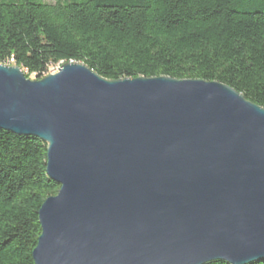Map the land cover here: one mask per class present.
<instances>
[{
  "label": "water",
  "instance_id": "1",
  "mask_svg": "<svg viewBox=\"0 0 264 264\" xmlns=\"http://www.w3.org/2000/svg\"><path fill=\"white\" fill-rule=\"evenodd\" d=\"M0 128L45 142L60 185L34 264L264 259V108L227 84L0 63Z\"/></svg>",
  "mask_w": 264,
  "mask_h": 264
},
{
  "label": "trees",
  "instance_id": "2",
  "mask_svg": "<svg viewBox=\"0 0 264 264\" xmlns=\"http://www.w3.org/2000/svg\"><path fill=\"white\" fill-rule=\"evenodd\" d=\"M70 61L108 79L218 81L264 108V0H0V63L41 78ZM59 189L46 143L0 128V264H34Z\"/></svg>",
  "mask_w": 264,
  "mask_h": 264
},
{
  "label": "rangeland",
  "instance_id": "3",
  "mask_svg": "<svg viewBox=\"0 0 264 264\" xmlns=\"http://www.w3.org/2000/svg\"><path fill=\"white\" fill-rule=\"evenodd\" d=\"M51 1H55V0H51ZM59 66L60 65H58V64H52V65H50L49 67H48V69H47V72H48V74H50V73H53V72H56L57 70H58V68H59ZM25 72V71H24ZM30 79H36V78H38L37 77V75L36 74H32V75H30V77H29Z\"/></svg>",
  "mask_w": 264,
  "mask_h": 264
}]
</instances>
